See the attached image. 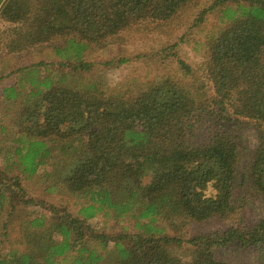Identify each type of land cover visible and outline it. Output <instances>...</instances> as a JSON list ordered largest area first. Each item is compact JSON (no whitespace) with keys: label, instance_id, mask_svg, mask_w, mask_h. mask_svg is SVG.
I'll return each instance as SVG.
<instances>
[{"label":"trees","instance_id":"obj_1","mask_svg":"<svg viewBox=\"0 0 264 264\" xmlns=\"http://www.w3.org/2000/svg\"><path fill=\"white\" fill-rule=\"evenodd\" d=\"M198 1L0 0L7 51L49 49L56 58L20 67L18 87H2L7 101L28 89L14 135L0 147L3 159L16 156L24 179L50 165L48 191L64 188L84 201L75 216L51 204L49 215L38 213L30 208L41 202L9 175L10 165L0 169V237L8 240L19 218L24 245L0 246V264H239L220 255L232 246L253 248L254 264H264V216L189 239L166 231L177 219L231 216L237 185L264 198V0H210L197 8ZM207 14L218 23L201 44L193 39L204 52L195 69L172 51L185 32L158 55L162 63L176 55L173 69L146 82L106 86L93 74L114 60L85 61L86 50L136 24L179 23L190 32ZM242 127L254 129V149L243 146ZM108 210L134 219L138 233L108 235L87 222ZM183 242L193 248L186 262L172 251Z\"/></svg>","mask_w":264,"mask_h":264},{"label":"rangeland","instance_id":"obj_2","mask_svg":"<svg viewBox=\"0 0 264 264\" xmlns=\"http://www.w3.org/2000/svg\"><path fill=\"white\" fill-rule=\"evenodd\" d=\"M210 0H199L196 4L197 8L207 6ZM191 20L188 19L187 23ZM218 19L214 14H207L202 23V27L198 30L187 31V26L175 23L164 24L158 28L144 29L143 25L136 24L126 31L121 32L119 35L110 39V42L103 43L100 46H95L93 49H88L85 52V61L87 62H105L114 60L110 66L98 68V72L93 74V77H101L106 86L121 87L125 83L131 81V78L138 81L146 82L156 76H164L170 72L174 64L172 56L184 59L193 69L199 65L203 59L204 52L202 45H195L193 39H198L199 44L203 41L206 31L215 27ZM8 23L0 18V147H5L9 143V139L14 135V122L16 121V113L20 109L24 100V93L28 89L24 88L14 100H5L2 95V87L7 85H15L21 81L23 71L19 68L25 65H30L38 60L49 62L56 60L55 56L49 49L31 50V52H9L5 47V41L8 37ZM218 27V25H217ZM7 29V30H6ZM186 29V30H185ZM185 32V38L180 45L172 51H176V55H168L169 57L162 63L159 60L161 50L175 41L179 40V36ZM189 32V33H188ZM167 55V52H166ZM119 58L126 59L123 63H118ZM169 60V64H165ZM96 67V66H95ZM100 67V66H99ZM199 68V67H198ZM200 70V69H199ZM138 81L132 88L139 87ZM240 133H243V146L248 149H254L255 133L254 129L250 127H242ZM4 148L0 149V169H4L6 165H10L11 172L9 175L20 178V186L27 196L32 197L40 204L32 205L30 209L36 210L38 213H46L49 215L47 206L49 204L57 207H65L72 215L78 214V210L84 201L72 197L65 189L53 187L51 191V184L54 183V178L50 174L51 166H41L37 174L29 178H23L20 174L18 167L15 165L16 156L8 157V161L3 159ZM246 156L243 152L239 170L245 169ZM239 177V174H238ZM239 179V178H238ZM239 181V180H238ZM238 183V182H237ZM50 185V186H49ZM208 191L210 189L208 188ZM236 211L229 217H213L202 222H184L180 223V219L176 220L173 228L166 225V231L170 235L181 239H189L199 234H207L211 232L221 231L229 226L251 225L258 218L264 216V198L261 195L254 196L248 194L243 186L237 185L236 189ZM31 216L29 207L27 208ZM19 218L13 220V227L9 230L8 240L3 242L4 237H0V246L6 242H12L14 246L22 249L24 247L22 240H20V232L18 229ZM87 222L97 229L99 232H104L108 235H114L123 230L127 233H138V229L134 228L135 220L130 217L114 216L110 210L97 213L94 217L87 220ZM143 222V221H142ZM126 228V229H125ZM141 233V231H139ZM6 250H4L5 252ZM173 253L178 256L183 262L191 259V252L193 248L186 242L180 246L172 248ZM99 252L103 255L104 250L99 248ZM258 254L253 248L232 246L229 249H222L220 255L232 259L239 264H254L256 255ZM70 256L61 258V263L68 262ZM63 259V260H62Z\"/></svg>","mask_w":264,"mask_h":264}]
</instances>
